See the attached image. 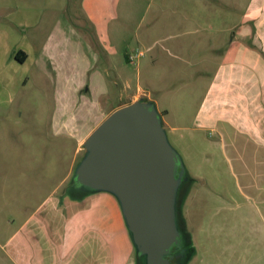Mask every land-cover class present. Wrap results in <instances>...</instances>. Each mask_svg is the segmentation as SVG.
<instances>
[{"label":"rangeland","instance_id":"374dc122","mask_svg":"<svg viewBox=\"0 0 264 264\" xmlns=\"http://www.w3.org/2000/svg\"><path fill=\"white\" fill-rule=\"evenodd\" d=\"M223 1L0 0V221L11 218L16 230L54 187L64 206L71 199L63 192L84 149L76 152L75 139L55 134L53 116L72 70L64 60L80 68L87 55L107 74L106 100L129 102L141 88L138 99L169 110L165 120L174 127H164L185 165L177 218L192 248L186 264H264V145L226 119L204 125L214 71L206 67L209 44L219 40L224 50L247 8L246 0ZM61 26L75 43L51 40ZM19 50L36 60L22 63ZM118 205L112 194L91 192L65 208L67 219L105 218L104 242L95 237L92 245L90 234L75 243L77 255L96 257L75 264L134 263Z\"/></svg>","mask_w":264,"mask_h":264},{"label":"crops","instance_id":"0c3cea01","mask_svg":"<svg viewBox=\"0 0 264 264\" xmlns=\"http://www.w3.org/2000/svg\"><path fill=\"white\" fill-rule=\"evenodd\" d=\"M3 3H6V0H3ZM246 3L243 21L226 48L220 49L222 46L215 43L219 40H213L209 44L206 67L214 68V71L202 111L206 118L204 125L210 126L209 122L213 124L219 119H226L234 125H239L237 127L253 137L257 144L264 145V0H246ZM68 29L61 26L58 32L52 35L51 40L55 44L61 40L75 43L69 37ZM21 51L26 53L22 63L36 60L32 57L31 50ZM81 59L84 62L80 68L79 62L74 64L64 60L72 70L68 69L64 77L61 99L57 106L58 113L56 111L53 116L52 127L55 134L77 141L76 152H80L87 137L109 114L132 100L135 101L142 92L139 88L131 101L126 102L124 98V101L112 104L110 99L106 100L109 93L107 74L96 69L95 59L87 55ZM162 112L166 113L162 115L165 126H171L165 120L169 110ZM171 127L173 129L174 126ZM72 190L70 186L63 192L65 197L71 198L68 202L65 200L64 206L59 187L52 188L36 208V212L25 218L14 231L10 230L11 218L7 222L0 221V264H65V260L69 261L67 264H75V259L96 257V253L77 255L75 243L82 239L89 240L90 236L94 237L91 240L92 245L95 237H100L104 242L106 232L102 229L100 220L105 222V218L100 216L98 223L94 221L96 224L83 222L84 219L80 218L83 213H77L75 217L71 215V219L65 218V208L67 211L71 208V203L75 202V191ZM81 229H86V233L83 232L85 235ZM243 255L248 257L245 253ZM108 260L111 261L110 258ZM127 260L128 258L121 257L118 262L127 264Z\"/></svg>","mask_w":264,"mask_h":264},{"label":"water","instance_id":"95a60500","mask_svg":"<svg viewBox=\"0 0 264 264\" xmlns=\"http://www.w3.org/2000/svg\"><path fill=\"white\" fill-rule=\"evenodd\" d=\"M83 149L76 188L114 195L136 254L145 264H171L166 256L182 233L177 204L185 165L154 102L140 98L117 108Z\"/></svg>","mask_w":264,"mask_h":264},{"label":"flooded vegetation","instance_id":"af4514ba","mask_svg":"<svg viewBox=\"0 0 264 264\" xmlns=\"http://www.w3.org/2000/svg\"><path fill=\"white\" fill-rule=\"evenodd\" d=\"M72 191H75L77 188L75 187L74 182L72 185ZM181 237L179 238V244L173 246L170 249V252L167 254L166 258L170 261L171 264H186V261L188 259V256L191 251V246L188 240L187 235L184 233V231H181ZM135 264H145V260L143 257L138 256L135 252Z\"/></svg>","mask_w":264,"mask_h":264},{"label":"trees","instance_id":"16d2710c","mask_svg":"<svg viewBox=\"0 0 264 264\" xmlns=\"http://www.w3.org/2000/svg\"><path fill=\"white\" fill-rule=\"evenodd\" d=\"M124 56H125V60H126L127 62H130V58H129L130 54L126 53V54H124ZM25 57H26V53H25L24 51H21V50L18 51V52L15 54V58L18 59V60L21 61V62H23V61L25 60ZM146 100H147V99H146ZM161 114L164 115L165 112H162ZM75 187H76V185H75ZM89 193H91V192H82V195L79 196V195H77V194H79V193L75 192V199H76V200L83 199L84 195L89 194ZM92 193H96V192H92ZM82 196H83V197H82Z\"/></svg>","mask_w":264,"mask_h":264},{"label":"built area","instance_id":"2783aa9c","mask_svg":"<svg viewBox=\"0 0 264 264\" xmlns=\"http://www.w3.org/2000/svg\"><path fill=\"white\" fill-rule=\"evenodd\" d=\"M142 55V52H139L137 53L135 56L133 55H130L129 58H130V62H134L136 58H138L139 56Z\"/></svg>","mask_w":264,"mask_h":264}]
</instances>
